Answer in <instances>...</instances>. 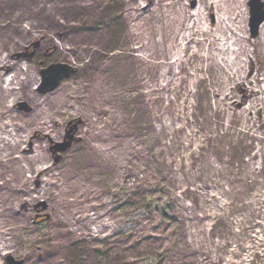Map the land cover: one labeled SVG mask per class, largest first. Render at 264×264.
Wrapping results in <instances>:
<instances>
[{
  "label": "rangeland",
  "instance_id": "1",
  "mask_svg": "<svg viewBox=\"0 0 264 264\" xmlns=\"http://www.w3.org/2000/svg\"><path fill=\"white\" fill-rule=\"evenodd\" d=\"M176 1L195 6L193 0H137L135 7L140 10L158 4L163 8L169 3L176 6ZM260 1L264 9V0ZM129 3V0H123L121 6L110 0L97 17V23L112 26L114 36L125 35L126 29L125 37L135 47L141 40L130 28ZM55 16L63 20L58 14ZM250 16L249 12L248 29ZM74 19L72 16L71 20ZM149 26L146 24L145 27ZM248 35L254 38L250 29ZM141 37L146 42L145 36ZM80 52L77 49V55ZM13 57L23 59L39 73V83L32 86L36 94H52L64 82L69 85L63 88L60 96L63 98L69 94L72 97L70 107L65 110L67 113L49 124L53 138L44 133L39 139V132L30 136L32 143L44 147L52 174H62V170L69 169L71 154L83 150L78 146L81 136L88 144L87 151L93 161L86 176L63 175L61 182L64 181L65 186L62 190H55L57 195L52 194L58 203L62 202L56 210V218H61V223L55 226V218L45 220L44 214L49 212L51 202L47 197L26 201L27 190L39 185L36 176L30 179L29 173H13L9 167L11 164L7 165L4 177L0 179L7 184L0 197V206L3 204L6 209L0 216V228L5 229L12 240L10 252L0 256V264H9L8 255L21 260L22 264H227L229 261L244 264L247 259L252 264H264V190L254 189L257 184L264 183V170L253 181L251 174L248 175L246 191L226 189L228 183L240 180L239 176L247 168L246 163L256 151L257 142L245 137L233 139L227 146L218 148L217 141H210L209 148L196 152L193 159L186 161V165L194 162L191 171H180V158L164 145L167 136L157 121L150 131L153 137L147 144L146 128L139 131L119 115L120 112L131 113L130 103L127 104L129 98H125L126 103L116 101L118 113H108L107 109L113 111L110 102L98 105L96 95L90 94L87 99L83 97L86 93L81 89L82 84L78 85V69L72 53L51 56L47 45L31 40ZM250 58L252 72L260 76L264 74V57L261 55L256 59L251 53ZM54 63L67 64L75 71L54 90L42 93L39 91L41 70ZM142 66L144 72L139 71L145 75V85L154 86L162 69L146 63ZM77 88L80 91L76 94ZM166 95L155 91L150 101L154 99L157 106L161 99L166 105ZM26 100L29 102L24 98L13 107L18 121L25 120L32 111V104ZM83 106L88 113L83 111ZM161 112L162 108L157 114ZM111 117L116 118L115 122ZM85 118V128L83 125L79 129L81 119ZM151 118L153 123V114ZM137 133H140L142 142L137 143ZM67 135L73 139L70 147L64 152L57 151L56 145L62 144ZM210 159H215L214 165L225 167L223 172L213 171L218 174L216 177L212 169L206 167L205 162ZM260 162L257 157L251 166L257 168ZM220 183L224 189L210 188ZM13 187H16L14 192ZM236 222L240 228L234 224ZM236 234L238 241H233L231 238ZM226 240L230 241L227 247L216 249L213 245V241L223 245Z\"/></svg>",
  "mask_w": 264,
  "mask_h": 264
},
{
  "label": "bare ground",
  "instance_id": "2",
  "mask_svg": "<svg viewBox=\"0 0 264 264\" xmlns=\"http://www.w3.org/2000/svg\"><path fill=\"white\" fill-rule=\"evenodd\" d=\"M109 1L0 0V179L8 164L13 173H29L30 179L36 176L39 185L27 190L26 201L47 197L51 202L49 212L44 214L45 220L55 218V226L61 223V218H56V210L62 202L58 203L52 194L65 186L64 181L61 182L63 175L70 173L83 177L90 173L88 166L93 158L83 136L78 145L83 150L72 153L69 169L55 175L44 147L31 141L34 132H39V139L44 133L53 138L49 124L67 113L65 110L70 107L72 98L69 94L60 98L63 88L69 87L65 82L52 94H36L32 86L39 83V73L23 59L13 57L27 42L39 40L40 44L50 48L51 56L74 55L78 85L82 84L85 99L90 94L96 95L98 105L110 102L113 111L107 109V112L118 113L116 101L126 103L125 98H129L127 104L130 103L131 113L120 112L119 115L139 131L146 128L147 144L153 137L150 131L157 121L167 136L164 145L180 158V171L190 172L194 162L186 165V161L193 159L196 152L209 148L210 141H217L218 148L227 146L233 139L245 137L257 142L256 151L238 178L241 181L226 186L233 192L246 191L248 175L251 174L253 181L264 170V74L260 76L250 69L251 53L256 59L261 55L264 57V22L251 38L248 35L250 27H247L250 12L247 0H193V7L176 1V6L169 3L160 8L158 4H150L147 9L140 10L135 7L137 0H129L130 28L141 40L133 47L125 37L126 29L125 35L114 36L112 26L97 23V17ZM114 2L123 5V0ZM72 16L74 20H71ZM146 24L150 26L145 27ZM141 35L145 36L146 42ZM77 49L81 54L77 55ZM143 63L162 69L154 86L145 85V75L140 73L144 72ZM79 91L77 88L74 92ZM155 91L167 93L166 105L161 99L157 106L154 99L150 101ZM24 98L29 99L32 111L25 120L18 121L13 107ZM127 104L122 107L125 109ZM161 108L163 115H158ZM82 109L89 112L85 106ZM85 121L86 118L81 119L79 129L83 125L85 128ZM136 141L142 142L140 133H137ZM257 157L261 162L255 168L251 162ZM214 160H207L206 167L212 172H223L225 167L214 165ZM152 175H156L154 167ZM6 185L4 179L0 181V197ZM211 186L208 188L224 189L221 183ZM254 189L264 190V183L257 184ZM11 190L14 192L16 187ZM5 212L2 204L0 216ZM234 224L239 227L238 222ZM231 239L238 241V234ZM11 240L7 231L0 228V256L10 252ZM227 242L230 243L226 240L220 245L213 241V245L219 249L227 247ZM248 262L252 264L250 259L244 264Z\"/></svg>",
  "mask_w": 264,
  "mask_h": 264
},
{
  "label": "water",
  "instance_id": "3",
  "mask_svg": "<svg viewBox=\"0 0 264 264\" xmlns=\"http://www.w3.org/2000/svg\"><path fill=\"white\" fill-rule=\"evenodd\" d=\"M250 20L249 27L251 29V35L254 37L257 34L259 25L264 21V9L263 4L260 0H250ZM75 71L74 68L63 63L50 64L47 68L41 70V85L39 91L42 93L54 90L59 83L68 78ZM73 139L70 135L66 136V139L62 144L56 145V150L64 152L67 150ZM9 264H22L21 260H14L10 255L7 256Z\"/></svg>",
  "mask_w": 264,
  "mask_h": 264
}]
</instances>
